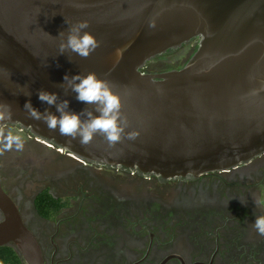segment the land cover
Listing matches in <instances>:
<instances>
[{
  "label": "water",
  "instance_id": "water-1",
  "mask_svg": "<svg viewBox=\"0 0 264 264\" xmlns=\"http://www.w3.org/2000/svg\"><path fill=\"white\" fill-rule=\"evenodd\" d=\"M82 20L101 46L86 59L59 54V33L66 40ZM195 41L181 69L146 72ZM89 72L120 95L135 140L109 148L97 135L87 146L69 144L58 129L28 117L29 99L42 113L49 108L38 99L41 89L67 99L73 112L93 108L60 86L66 74ZM0 101L13 111L6 127L107 169L163 184L238 170L264 156V0H0ZM1 170L2 155L0 248L12 247L24 264H45Z\"/></svg>",
  "mask_w": 264,
  "mask_h": 264
},
{
  "label": "flooded vegetation",
  "instance_id": "flooded-vegetation-1",
  "mask_svg": "<svg viewBox=\"0 0 264 264\" xmlns=\"http://www.w3.org/2000/svg\"><path fill=\"white\" fill-rule=\"evenodd\" d=\"M197 47V41L186 45L146 72H167L153 70L159 62L181 69ZM7 128L42 149V160L55 158L66 168L60 176L46 172L39 188L38 170L18 168L13 180L2 158L3 189L37 238L45 264H264V236L253 226L264 215L254 202L264 190V165L256 164L264 156L230 173L163 184L72 158L18 127ZM43 194L54 201L41 202Z\"/></svg>",
  "mask_w": 264,
  "mask_h": 264
},
{
  "label": "clouds",
  "instance_id": "clouds-1",
  "mask_svg": "<svg viewBox=\"0 0 264 264\" xmlns=\"http://www.w3.org/2000/svg\"><path fill=\"white\" fill-rule=\"evenodd\" d=\"M149 26L155 27L154 22ZM89 27L87 20L72 24L66 40L63 39L64 33L60 32L59 54L70 51L86 59L95 52L101 42L91 32L84 31ZM63 80L65 83L60 86L64 87L66 92L70 89L75 93L77 101L94 107L85 108L79 113L73 112L69 109L70 102L67 99L60 100L58 93L41 89L38 91V99L49 108L42 113L33 107L29 99L24 104L29 118L44 122L51 131L58 129L61 136L70 138L69 144L78 139L82 146H87L99 135L107 142L108 147L112 148L125 138L135 140L138 137L137 131H126L129 122L122 111L121 97L113 91L109 80L99 78L95 72L86 75L79 73L71 77L66 74ZM25 95L30 96L31 93L27 92ZM53 106L55 113L49 110ZM12 116L11 105L0 101V155L13 148L17 151L24 148L23 137L10 128L6 129ZM254 202L256 206H264V200L254 199ZM253 226L260 236H264V215L257 216Z\"/></svg>",
  "mask_w": 264,
  "mask_h": 264
},
{
  "label": "rangeland",
  "instance_id": "rangeland-1",
  "mask_svg": "<svg viewBox=\"0 0 264 264\" xmlns=\"http://www.w3.org/2000/svg\"><path fill=\"white\" fill-rule=\"evenodd\" d=\"M152 67H153V70L155 71H169L171 69L176 68V64H174L173 61L168 62V63L159 62L156 65H153ZM26 149H31V150L25 151ZM44 154L45 153L43 152L42 149L40 148L38 149L35 146H32V147L28 146V142L25 141L24 148L22 151H17L15 150V148H13L10 151H4L2 154V158L4 162V167L6 168V170L11 171L12 173L15 172L14 175L12 174L13 177L11 176L13 180L17 179L19 175V173L17 172L18 168H22V167L29 166V165L33 166L36 170L39 171V174L36 173V177H37L36 179L38 181L37 186L41 188L46 185V182H44L45 177L50 175V174H47L46 172L60 176L66 170V168L59 166L60 165L59 160H55V158H54V162H50L49 160H46V161L42 160ZM256 164L262 167V165H264V162H258ZM42 170H45V171L43 172ZM261 171L262 173H264V167L261 168ZM261 180L262 179H256V181H261ZM75 185L76 183H73L72 187H74ZM63 189L65 190L66 187H64ZM64 190H61L63 191L61 192V194L66 195V192ZM68 190H70V188ZM258 191H259L257 193L258 199L264 200V190L260 189ZM260 209L264 211V206H261Z\"/></svg>",
  "mask_w": 264,
  "mask_h": 264
},
{
  "label": "trees",
  "instance_id": "trees-1",
  "mask_svg": "<svg viewBox=\"0 0 264 264\" xmlns=\"http://www.w3.org/2000/svg\"><path fill=\"white\" fill-rule=\"evenodd\" d=\"M45 197H48V198H45ZM45 199L54 201L51 196H48L45 194L39 197V200L41 202H43ZM59 207H60V204L57 208H55V210H58ZM41 215L46 218H49L52 216L51 213H42V212H41ZM0 264H24V263L15 249H13L12 247H4V248H0Z\"/></svg>",
  "mask_w": 264,
  "mask_h": 264
}]
</instances>
